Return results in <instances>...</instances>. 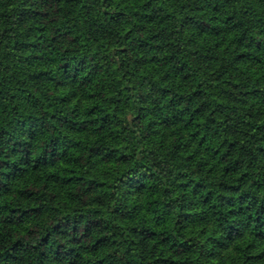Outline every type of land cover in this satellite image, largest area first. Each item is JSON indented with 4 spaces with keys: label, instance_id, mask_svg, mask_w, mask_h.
<instances>
[{
    "label": "clouds",
    "instance_id": "obj_1",
    "mask_svg": "<svg viewBox=\"0 0 264 264\" xmlns=\"http://www.w3.org/2000/svg\"><path fill=\"white\" fill-rule=\"evenodd\" d=\"M0 264H264V0H0Z\"/></svg>",
    "mask_w": 264,
    "mask_h": 264
}]
</instances>
